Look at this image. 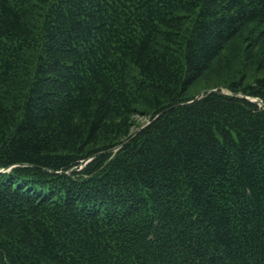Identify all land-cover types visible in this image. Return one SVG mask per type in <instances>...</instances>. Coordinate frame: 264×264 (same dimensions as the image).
I'll use <instances>...</instances> for the list:
<instances>
[{
  "label": "trees",
  "instance_id": "trees-1",
  "mask_svg": "<svg viewBox=\"0 0 264 264\" xmlns=\"http://www.w3.org/2000/svg\"><path fill=\"white\" fill-rule=\"evenodd\" d=\"M263 41L264 0H0V264H264Z\"/></svg>",
  "mask_w": 264,
  "mask_h": 264
},
{
  "label": "rangeland",
  "instance_id": "rangeland-1",
  "mask_svg": "<svg viewBox=\"0 0 264 264\" xmlns=\"http://www.w3.org/2000/svg\"><path fill=\"white\" fill-rule=\"evenodd\" d=\"M250 45V43L249 42H247V44H239V45H237L240 49L242 48V47H244L245 46V48L246 49H248V52H246V54H247V56H249V58H250V60H252V58L253 59H261V60H263V62H264V41L263 42H260L258 45L256 44L255 46L254 45H252V46H249ZM238 54V50H236V52H235V54ZM260 54V55H259ZM240 54H238V55H236L235 57H234V55L232 54V52L231 51H228L222 58H221V60L218 62V65L217 66H219L220 68L221 67H223L224 65H226L228 62H236L237 64L239 63L238 62V56H239ZM248 69V71H250V72H254L255 70H256V68H254L253 70L252 69H250V66L247 68ZM225 71V72H224ZM223 73H222V75H221V77L222 78H224L225 80L227 79V78H232L233 77V73L235 72V69H232V70H230V69H223V71H222ZM258 75H264V68L262 69V70H258L257 72H256ZM214 77V76H213ZM213 77H211L210 79H204L202 82H200L195 88H194V92H192V93H196V96L197 95H199L202 91H204V90H206V89H203V87H204V85H205V83L206 82H212L213 81ZM224 89V91H226L227 90V88L226 87H223ZM142 121H145V119H141Z\"/></svg>",
  "mask_w": 264,
  "mask_h": 264
},
{
  "label": "water",
  "instance_id": "water-1",
  "mask_svg": "<svg viewBox=\"0 0 264 264\" xmlns=\"http://www.w3.org/2000/svg\"><path fill=\"white\" fill-rule=\"evenodd\" d=\"M210 91H218V92H220V93H222V94H228L229 92H226V91H224V90H218V89H206V90H204V91H202L199 95H197L196 97H195V99H199V98H201L205 93H207V92H210ZM233 94V93H232ZM242 96H244V97H246V98H249V99H251V100H253V101H258L256 98H250V97H248V96H246V95H244V94H242ZM192 101V100H191ZM190 102V101H189ZM149 122H147L145 125H147ZM144 125V126H145ZM87 161H84V164L86 163ZM5 170V169H4ZM4 170H2V171H4Z\"/></svg>",
  "mask_w": 264,
  "mask_h": 264
}]
</instances>
